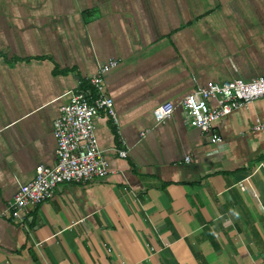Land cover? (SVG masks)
<instances>
[{"label":"crops","instance_id":"crops-1","mask_svg":"<svg viewBox=\"0 0 264 264\" xmlns=\"http://www.w3.org/2000/svg\"><path fill=\"white\" fill-rule=\"evenodd\" d=\"M112 57L117 121L95 118L110 171L12 219L18 185L56 161L59 107ZM262 73L264 0H0V264H264V96L211 132L178 104L197 84Z\"/></svg>","mask_w":264,"mask_h":264},{"label":"built area","instance_id":"built-area-1","mask_svg":"<svg viewBox=\"0 0 264 264\" xmlns=\"http://www.w3.org/2000/svg\"><path fill=\"white\" fill-rule=\"evenodd\" d=\"M117 64L118 60L113 57L99 63L97 70L88 77L87 86L79 85L72 91L69 100L59 107V114L53 120L56 161L50 165H36L34 177L18 185L5 209L12 219L24 222L29 207L49 198L58 183L87 181L110 171L109 162L98 145L95 118L105 108L113 116L114 122L117 121L113 98L105 84V73ZM263 96L264 73L250 79L238 76L221 81L208 80L204 84H197L178 104L183 109L186 123L211 132L216 120ZM175 107L176 104L171 101L157 105L153 109L156 121H165ZM252 128L263 130L264 118L257 119ZM211 136L214 140L219 138L216 133ZM116 151L119 156L127 155L125 148H117ZM186 159H189V155ZM260 166H264L262 162ZM248 179L244 177L240 180L239 187L244 189ZM107 250L111 251V247L107 246ZM151 250L154 247H150Z\"/></svg>","mask_w":264,"mask_h":264},{"label":"trees","instance_id":"trees-1","mask_svg":"<svg viewBox=\"0 0 264 264\" xmlns=\"http://www.w3.org/2000/svg\"><path fill=\"white\" fill-rule=\"evenodd\" d=\"M82 87H85L84 85H81Z\"/></svg>","mask_w":264,"mask_h":264}]
</instances>
